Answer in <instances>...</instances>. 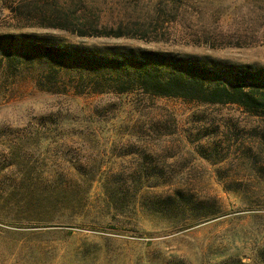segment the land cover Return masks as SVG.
<instances>
[{
  "label": "rangeland",
  "instance_id": "374dc122",
  "mask_svg": "<svg viewBox=\"0 0 264 264\" xmlns=\"http://www.w3.org/2000/svg\"><path fill=\"white\" fill-rule=\"evenodd\" d=\"M24 1L0 0V264H264V118L122 92L128 71L107 65L146 51L264 68V0H33L94 25L74 32L24 25ZM10 34L61 53L9 52ZM156 165L206 203L202 223L152 212L169 186L128 189Z\"/></svg>",
  "mask_w": 264,
  "mask_h": 264
},
{
  "label": "trees",
  "instance_id": "16d2710c",
  "mask_svg": "<svg viewBox=\"0 0 264 264\" xmlns=\"http://www.w3.org/2000/svg\"><path fill=\"white\" fill-rule=\"evenodd\" d=\"M30 1V3L24 1L11 10L18 20L23 21L24 25L76 31L71 25L77 23L72 22L69 15H64L42 1ZM77 25L82 26V29L85 30L94 26L91 22L89 25L82 22ZM80 33L81 36L87 35L84 30ZM103 33L98 36H120V34ZM23 38H25L23 34L5 35L2 37L4 42L2 46L11 52L12 47H28L29 45L41 50L48 59H57V55L61 53L58 50L61 48L57 44L55 46L48 42H26ZM56 51L58 52L56 53ZM67 55L70 56V52H62L61 57ZM85 56L88 58V62L92 61L94 65H103L108 61L100 60L96 56L92 58L90 54ZM124 62L123 59H112L107 64L117 68L119 72L128 71L123 82H118V85L122 86V88L120 87L122 92L129 89L125 87V83L129 85L135 83L146 93L155 96L183 99L186 102L235 104L254 116L264 118V68L218 62L209 57L193 55L181 57L168 52L146 51L135 54L127 60L126 64ZM3 64L4 59L0 58V69ZM143 170H147V168ZM153 170L154 173L160 174L162 177L142 176L138 181L130 182L128 189H133L137 196L146 188L169 186L171 187L169 194L164 198H156L151 204L152 212L173 220L177 225L202 223L207 215L200 213H202V209L208 208L206 203L196 198L187 184L175 183L164 178V169L156 165ZM105 185L109 186L110 183H105ZM126 193L121 191L117 195L127 196Z\"/></svg>",
  "mask_w": 264,
  "mask_h": 264
}]
</instances>
